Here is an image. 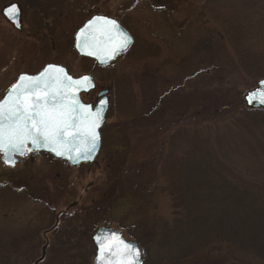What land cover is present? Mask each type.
Masks as SVG:
<instances>
[{
    "label": "rangeland",
    "instance_id": "1",
    "mask_svg": "<svg viewBox=\"0 0 264 264\" xmlns=\"http://www.w3.org/2000/svg\"><path fill=\"white\" fill-rule=\"evenodd\" d=\"M14 1L27 6V0H0V11ZM40 1L56 46L46 41V30L36 59L52 58L74 76L93 74L98 88L84 101L95 104L98 91L109 88L111 108L92 166L71 167L43 154L10 169L0 155V255L10 264H94L93 235L107 227L145 249V264L175 263L164 261L173 243L163 249L156 241L161 225L174 218L165 191L169 166L188 153L192 138L205 140L246 179L264 182V117L250 116L244 102L264 79V65L244 70L238 42L228 35L238 29L242 47L264 63V0ZM96 11L124 21L139 44L108 69L74 52L76 31ZM28 17L31 27L35 12ZM1 19L0 100L21 69L19 55L4 52L15 34ZM143 48L159 54L137 60ZM221 260L211 248L179 264Z\"/></svg>",
    "mask_w": 264,
    "mask_h": 264
},
{
    "label": "trees",
    "instance_id": "2",
    "mask_svg": "<svg viewBox=\"0 0 264 264\" xmlns=\"http://www.w3.org/2000/svg\"><path fill=\"white\" fill-rule=\"evenodd\" d=\"M235 30L228 35L238 42L240 66L246 71L263 67L261 59L242 47L244 35ZM205 109L213 111L211 106ZM246 110L257 119L264 117V111ZM190 144L188 153L168 169L170 184L165 191L172 198L174 218L161 225L156 241L163 249L173 243L164 261L179 264L216 248L223 264L264 262V182L248 180L230 169L205 140L192 138ZM0 264H10V258L0 255Z\"/></svg>",
    "mask_w": 264,
    "mask_h": 264
},
{
    "label": "snow or ice",
    "instance_id": "3",
    "mask_svg": "<svg viewBox=\"0 0 264 264\" xmlns=\"http://www.w3.org/2000/svg\"><path fill=\"white\" fill-rule=\"evenodd\" d=\"M15 5L10 6L5 15L14 19L18 14ZM130 38L123 33L115 20L95 17L77 35V48L89 56H99L103 52L112 59L119 51L127 48ZM91 82L88 76L73 79L65 69L48 65L36 76L21 75L17 83L0 101V152L11 160V154L23 155L33 148L45 147L57 156L77 152L79 157L90 159L99 141L97 129L102 122V109L83 104L77 92L87 90ZM255 93H250L251 103ZM260 102L264 103V91L260 92ZM101 253H109L112 264H134L139 251L125 243L115 233L111 237H97Z\"/></svg>",
    "mask_w": 264,
    "mask_h": 264
},
{
    "label": "flooded vegetation",
    "instance_id": "4",
    "mask_svg": "<svg viewBox=\"0 0 264 264\" xmlns=\"http://www.w3.org/2000/svg\"><path fill=\"white\" fill-rule=\"evenodd\" d=\"M124 1L131 2V1H134V0H124ZM25 3L27 4V6L24 7V6H22V3H20V1H14V2L10 3L9 5L3 6L1 8V11H0V17L2 18L1 20H3V22H5V24H7L10 27V29L12 30V34H15V38L12 37V39L10 41L5 43L6 49H5L4 52L6 53L7 51H11L14 55L18 54L19 57H20L18 61L21 62V65L19 67L21 69H19L17 71V73L15 74L16 78H15V82L13 84L16 83V81L18 80V78L21 75H31V76L32 75H37L48 65H58V66L64 67L67 70V72L73 77H77L78 78V77H82V76H85V75H90V76L93 77V79H95V77L91 73L90 74L86 73V74H83V75H80V76H74V75H72L70 73L69 69L65 65H63L61 63H58L56 61H53L52 58H50L47 62L45 61L46 63L45 62L40 63V61L38 59H36V55H37V53L40 50V45H43V43H40L39 45L37 43V41L41 39L40 35L42 33L45 35L46 34L45 31L48 30L49 33H47L48 35L45 36L46 41H48V40L52 41V39H54V36H55L56 33H55L54 30L51 32L49 22L48 23L45 22V16H46L45 14H46V12H44L43 9L39 7V6H41L40 5V3H41L40 0H36V2H34L32 4L29 3V1L27 0V2L25 1ZM12 5H15L18 8V10H19L18 14L15 16L14 19H10L7 15H5L6 10ZM28 11H33L36 14V17L34 18V21L32 22L33 26H31V27H26L27 26L26 22H28V20H29ZM162 14L164 15V18L167 17V15L164 12H162ZM95 16H103V17L110 18V19H113V20L117 21L119 23V25L124 30H126L131 35V37L134 40L132 46L130 47V49L124 55L118 57V59H116L113 63H111L110 65H108L106 67H100L95 60H93L91 58H88V57L81 56L80 53L78 52L77 48H76V40H77V34H78L79 30L90 19H92ZM18 17H19V19H18ZM48 19H49V17H48ZM90 19H88L76 31V33L74 35V52L76 54H78L81 58H86V59H89V60L93 61L99 68L108 69L109 67H111L114 64L118 63V61H120L121 59L127 58V57H129V55H132V51L136 48V46L138 47L139 44L137 42V38H136L135 34L132 33V29L124 21H122V20L120 21V20H118L116 18L107 16V15H101V14H99L98 11H96L94 13V15H92V17ZM25 27L27 28L28 31H25ZM52 43H53V46H54L55 43L53 41H52ZM152 50L151 49L147 50V48H143L142 51L140 52L141 54L138 56L137 60H140V58L142 56H144L143 54H145V53H148L151 56H153L154 54L157 56L159 54V53H157L156 50H155V52H153ZM55 51H57V49L56 50L55 49L52 50V53H55ZM12 85L7 88L6 93L9 91V89L12 87ZM97 88H98V85H96V90L94 92L97 91ZM103 90L98 91V94L102 93ZM94 92H92V93H94ZM92 93H90V94H92ZM98 94H97V99H98ZM91 104L94 105V103H92V102H91ZM43 154H45V153H36V152L29 153V154H27L25 156L24 159L26 160V159L31 158V157L42 156Z\"/></svg>",
    "mask_w": 264,
    "mask_h": 264
},
{
    "label": "water",
    "instance_id": "5",
    "mask_svg": "<svg viewBox=\"0 0 264 264\" xmlns=\"http://www.w3.org/2000/svg\"><path fill=\"white\" fill-rule=\"evenodd\" d=\"M95 17H103V16H95ZM95 17H93L91 20H93ZM106 18V17H105ZM19 19V17H18ZM107 19H110V18H107ZM89 20V21H91ZM110 20H113V19H110ZM88 21V22H89ZM88 22L85 24L87 25ZM117 22V21H116ZM117 24L119 25V23L117 22ZM17 25V24H16ZM85 25L83 27H85ZM82 27V28H83ZM119 28L120 30L125 33L129 38H130V43L128 44L127 48L122 50V51H119L118 54H116L112 59H107V57L105 56V54L103 52H100L99 53V56L103 59H105L106 62L104 63H101V60L97 58V56H89V55H86L85 53L81 52L79 48H77L78 52L80 53L81 56L83 57H88V58H91L93 60H95L97 62V64L100 66V67H106L108 65H110L111 63H113L116 59H118V57L124 55L129 49L130 47L132 46L134 40L133 38L131 37V35L126 31L124 30L120 25H119ZM80 31V30H79ZM79 33V32H78ZM78 35V34H77ZM76 45H77V40H76ZM58 66V65H56ZM61 67V66H59ZM46 68V67H45ZM44 68V69H45ZM63 69H65L64 67H62ZM43 69V70H44ZM42 70V71H43ZM41 71V72H42ZM65 71L67 72V70L65 69ZM40 72V73H41ZM67 74L69 76H71L68 72ZM38 75V74H37ZM31 76V75H29ZM32 76H36V75H32ZM85 76H88L91 78V82L86 86L87 87V90H80L77 92V96L79 98V100L85 104V105H90L92 106V108L94 110H100L101 109V102L102 101H106L107 103L103 105V109H102V122L100 124V127L97 129L98 131V134H99V141L97 143V146H96V149L95 151L92 153L91 155V158L90 159H84L82 157H79L78 156V153L77 152H72L70 155H71V159L68 158V154L64 155V156H57L54 152L48 150L47 148L45 147H39V148H33L32 145H29L28 147L29 148H32L31 151H25V153L23 155H20L19 153H14V154H11V160L14 162V163H11L8 161L7 157L4 156V154L2 152H0V154H2V163L7 166V167H10V168H14L16 166V164L18 163L19 161V158H22L24 157L27 153H32V152H44V153H47V154H50L51 156H53L54 158L58 159V160H62L66 163H68L70 166L72 167H79L83 164H86V165H89V166H92L96 161H97V158L99 157L100 153H101V150H102V134H101V131L102 129L105 127L106 125V122H107V115H108V112H109V109H110V100L109 98L107 97V95L110 93V90H106V91H103L102 93L98 94V98H99V101L97 102V104L94 106L92 105L91 103H86L84 102L82 96L83 95H88L90 94L91 92H93L95 89H96V84L94 82V79L92 76L90 75H85ZM72 77V76H71ZM84 77V76H82ZM73 79H80L81 77L79 78H74L72 77ZM18 81V80H17ZM17 83V82H16ZM261 91H264V79L260 80L257 82V87L248 92L247 95L245 96L244 98V102L246 104V106L250 109H253V110H264V103H261L260 102V99H261V96H260V92ZM250 93H255V95L253 96L252 98V102L250 103L249 100H248V97H249V94ZM6 97V95H5ZM4 97V98H5ZM3 98V99H4ZM2 99V100H3ZM1 100V101H2ZM115 233L117 236H119L120 239H122L125 243L127 244H130L133 246L134 249L138 250L140 255H139V258H138V261L134 262V264H144V260H143V257L145 255V251L140 249L138 244L135 243V242H128L124 239V237L122 236L121 232L119 231H116L114 229H111V228H107V227H102L100 229H98L94 235H93V243L97 249V253H96V256H95V260H94V264H112L110 258H109V253L107 251V249H105L104 253L102 254L101 253V249H100V245L98 244L97 242V237H100V238H107V237H111L112 234Z\"/></svg>",
    "mask_w": 264,
    "mask_h": 264
}]
</instances>
